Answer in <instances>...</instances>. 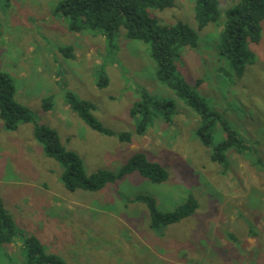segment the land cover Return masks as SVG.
<instances>
[{
    "label": "rangeland",
    "instance_id": "1",
    "mask_svg": "<svg viewBox=\"0 0 264 264\" xmlns=\"http://www.w3.org/2000/svg\"><path fill=\"white\" fill-rule=\"evenodd\" d=\"M58 1L0 0V70L13 78L15 100L55 129L88 173L115 172L142 152L166 169L167 179L154 183L133 172L95 192L68 191L62 166L34 137V123L7 130L0 119V198L16 228L67 264H264V19L259 41L249 44L255 59L240 77L219 70L228 68L218 55V35L230 0H219V19L197 31V46L175 59L180 76L247 146L242 153L225 151L223 166L210 158L225 138L223 127L214 124L211 143L202 144L197 114L155 78L149 45L127 38L123 28L112 49L99 34L71 31L67 18L52 13ZM193 6V0H175L147 12L162 24L183 21L195 29ZM64 46L72 47L71 58L60 51ZM100 74L106 86L98 87ZM139 89L174 102L170 122L160 116L137 132L130 109ZM65 91L90 102L105 127L128 133L130 141L92 130L66 104ZM48 96L53 105L45 110ZM138 194L153 197L161 212L188 196L198 207L178 222L151 227L146 204L133 200ZM21 243L16 237L2 244L0 264H24Z\"/></svg>",
    "mask_w": 264,
    "mask_h": 264
},
{
    "label": "trees",
    "instance_id": "2",
    "mask_svg": "<svg viewBox=\"0 0 264 264\" xmlns=\"http://www.w3.org/2000/svg\"><path fill=\"white\" fill-rule=\"evenodd\" d=\"M174 2L175 0H59L53 7L52 13L54 16L67 18L68 28L71 31H89L101 35L111 49L116 47L115 37L120 28L125 30L127 38L148 44L150 57L154 62L155 78L197 114L199 124L196 135L202 144L211 143L214 124L220 123L223 127L225 138L212 147L210 158L226 166L225 151L235 149L238 153H242L247 146L221 114L210 109L196 89L191 88L180 76L175 63L182 49L197 46V31L202 30L209 22L219 19L221 14L219 0H193L195 29L183 21H177L172 25L162 24L147 12L149 8L157 10L169 8ZM230 2V6L224 12L223 24L218 35L219 58L228 62V68L219 70L227 78L240 77L245 66L253 63L255 54L249 49V44L259 41L260 24L264 19V0H230ZM59 49L64 56L69 58L73 56L71 46ZM107 83V76L100 74L98 87L106 86ZM199 83L200 80L196 85ZM138 92L139 100L134 102L130 115L136 119V130L139 134L144 133L160 116L165 122H170L175 113L172 100L158 99L145 89H139ZM64 99L69 108L92 130L116 136L120 141H130L128 133H115L105 127L92 114L93 105L87 100L80 99L71 91H65ZM52 105V96L42 100L43 109L49 110ZM0 119L7 130H16L20 124L34 123V137L42 145L44 154L62 166L60 180L68 191L83 189L95 192L133 172L154 183H161L167 179L166 169L158 162L149 160L142 152L133 153L115 172L99 169L88 173L80 156L62 144L56 130L35 121L29 108L15 100L14 80L8 72L1 70ZM133 200L146 204L151 227L178 222L191 215L198 207L196 199L192 196H188L184 203L172 211L164 212L157 209L155 199L151 196L138 194ZM16 237H21L22 240L24 264H67L60 255L46 251L36 236L21 233L0 198V246L13 242Z\"/></svg>",
    "mask_w": 264,
    "mask_h": 264
}]
</instances>
